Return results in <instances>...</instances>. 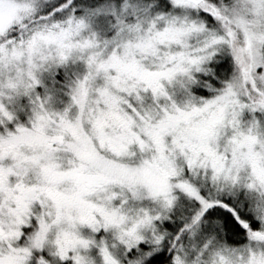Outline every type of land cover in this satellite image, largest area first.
I'll return each instance as SVG.
<instances>
[{"label":"snow or ice","instance_id":"snow-or-ice-1","mask_svg":"<svg viewBox=\"0 0 264 264\" xmlns=\"http://www.w3.org/2000/svg\"><path fill=\"white\" fill-rule=\"evenodd\" d=\"M0 264H264V0H0Z\"/></svg>","mask_w":264,"mask_h":264}]
</instances>
